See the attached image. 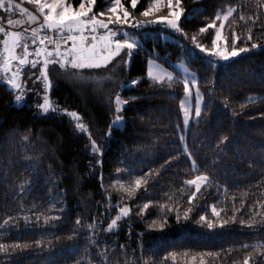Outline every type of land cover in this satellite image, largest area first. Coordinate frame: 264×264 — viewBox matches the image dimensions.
Masks as SVG:
<instances>
[{"label": "trees", "instance_id": "trees-1", "mask_svg": "<svg viewBox=\"0 0 264 264\" xmlns=\"http://www.w3.org/2000/svg\"><path fill=\"white\" fill-rule=\"evenodd\" d=\"M147 2L141 0L136 10L142 11ZM109 3L110 0H97L96 8L98 10ZM238 3L242 0H183L188 20L182 21L181 26L191 37L214 18L217 10ZM194 8L199 10L195 17L191 15ZM244 11L251 15L257 9L249 3L244 6ZM241 25L237 18V24L231 27L243 35ZM227 27L225 35H229ZM253 36L262 44L260 49L219 64L215 69L211 68L206 57L196 51L191 40H185L180 34L176 41L164 42L160 35L144 39L142 50L137 51L130 65L119 72L118 83L106 84L101 93L95 92L89 83L65 78L50 68L54 81L51 99L61 108L76 111L83 117L93 138L101 145L102 156L92 153L87 135L76 130L69 117L40 114L36 104L42 102L43 92L27 93L25 103L18 106L14 102L15 93L0 81V224L9 216L31 217L34 213L47 212L56 198L61 201L57 207L65 209L63 213H49L62 217L60 221L53 222L55 226H45L43 222L26 226L20 219L7 231L0 228V243L51 241V247L41 249L34 246L14 252L10 257L0 256V264H75L76 260L83 264V249L88 241L81 234L72 240L67 238L73 235L75 220L81 219L82 224L92 223L93 219L104 221L101 228H106L117 210H106L105 189L115 205L123 194L109 187L110 183H114L118 176L127 181L149 171L153 172V178L147 192L141 189L134 199L121 202L132 208V214L120 222L119 231H100L96 236L102 246L115 247L110 256L112 264H123L122 252L125 250L129 260L141 255L144 259L155 255L157 264L160 257L171 252L177 253L175 264H200V256L195 261L192 256L220 252L222 259L204 256L206 264H233L234 261L241 262L248 251L242 249L243 244L252 245L258 240L264 242V231L250 230L239 223H230L215 230L196 223L200 215L212 219L210 206L213 204L218 209L227 207L229 211L227 215L222 213V218L230 217L233 196L236 197V209L242 207V199L246 201L243 211L237 214V221L248 218L250 206L256 199L264 200L261 195L264 192V34L256 27ZM212 38V30L197 36L201 44L209 46ZM149 59H156L171 70L174 63L185 60L197 73L205 103L212 105L204 109L199 124L193 119L189 127L182 126V112L178 106L179 99L183 97L182 86L173 85V89L152 86L146 77ZM212 77H215L214 85L210 83ZM137 79L140 83L132 85V81ZM28 86H32L31 81H28ZM117 91L125 99H139L125 106L124 127L113 128L108 137L111 112L104 97ZM248 97H254L256 102L249 103ZM225 99L229 102L228 108L223 106ZM241 104H246V107L242 109ZM233 110L239 114L233 115ZM23 135L30 137L26 144L22 140ZM181 135L187 138L188 150L197 165L216 182L207 189L202 188L192 205L187 200L193 189L184 181L194 178L196 173L190 170L191 161L187 156L181 155ZM225 135L228 141L220 144V138ZM173 156L179 159L173 160ZM165 160H171V164L162 169L160 166ZM28 165L34 166V171ZM117 169L130 170L131 176L128 171L117 173ZM156 172H159L158 176ZM49 178L52 183H49ZM25 180L31 183L21 192L19 185ZM258 183L260 186L254 187ZM53 184L58 187H53ZM225 187L228 189L227 203L220 204L225 196ZM181 188L183 193L179 191ZM245 190H249L246 197L242 196ZM164 193H169L172 201ZM149 201L175 204L180 207L181 216L190 206L194 211L188 221L182 218L177 223L172 213L167 216L168 223L163 230L151 229L148 225L158 219L159 209L150 207L143 218L136 215L137 205ZM120 245H124V249ZM228 249H233L230 255L225 251ZM92 252H96L95 246H92ZM183 253H188L187 257ZM93 264H99L98 257L93 258ZM137 264H141L138 259ZM168 264L172 261L169 260Z\"/></svg>", "mask_w": 264, "mask_h": 264}, {"label": "snow or ice", "instance_id": "snow-or-ice-1", "mask_svg": "<svg viewBox=\"0 0 264 264\" xmlns=\"http://www.w3.org/2000/svg\"><path fill=\"white\" fill-rule=\"evenodd\" d=\"M32 5L35 11H29L26 7H21L15 0H0V12L5 15L0 16V80L12 92L15 93L14 102L22 103L26 99L29 92H43L42 102H37V109L43 114H63L74 122L75 129L82 134H86L89 140L92 153L103 155L101 145L93 138L92 132L89 130L87 123L83 117L76 111H70L61 108L55 104L50 97L54 81L50 75V68L61 73L65 78H71L77 81L89 83L93 86V90L97 93L103 92L106 84L118 83L117 77L119 72L127 66L133 55L142 50L144 37L139 34V30L148 25H161L164 30H172L180 34L185 40L190 39L195 49L206 54L208 57H214L219 61H231L241 57L242 54L250 53L253 49H260L262 44L254 40V28L259 27L264 34V0H242V3L236 5L229 4L216 11L213 19L208 21L205 26L198 29L197 34L188 36L181 24L187 22L188 16L183 6V0H148L146 6L139 13V19L134 10L141 5V0H110L109 5L104 10L94 11L97 0H77V3L71 0H26ZM253 3L257 11L251 15L246 14L244 6ZM19 12L23 19H13L12 15ZM199 14L198 9H193L191 15ZM6 18L7 27L4 25ZM242 22L243 35L239 34L232 25ZM219 22V23H217ZM28 25L29 27H23ZM37 25L36 27H31ZM229 35H225L226 31ZM19 28L20 30H13ZM213 31V38L210 40V46L201 44L197 36ZM167 37H165L166 39ZM251 42L250 47L247 46ZM212 69L217 65L210 61ZM177 67L182 69L181 76L175 75L168 71L162 65L156 62V59H149L147 62L146 77L152 82V86L160 89H173V85H181L183 97L179 99L178 106L182 112V126L187 127L190 121L195 119L196 124L200 123L202 112L206 108H210L211 103H205V96L200 91V80L195 73L189 72L187 67L180 63ZM26 77V79H25ZM207 79V78H206ZM31 81V87L28 86ZM140 80H133L132 84L136 85ZM210 83L214 85L215 77H212ZM195 97V106L192 105V98ZM139 99V97L123 98L119 91L108 93L104 97L105 103L111 112V122L108 126L106 135L111 136L115 127L123 126L125 123V106L130 101ZM249 103H255L254 97H248ZM224 108L229 107L227 99L223 101ZM243 109L246 104H241ZM233 110V115H238ZM181 127V125H177ZM228 136L220 138V144L228 141ZM22 140L29 142L30 137L23 135ZM183 144L181 155L187 156L191 161V171L196 173L194 178L187 179L184 184L193 189L188 196L187 203L192 205L196 200V194L201 189H207L216 183L213 178L206 172L202 171L197 165L196 160L192 157V152L188 150L187 138L180 136ZM219 148L220 145L218 144ZM222 152L223 149L220 148ZM173 160L179 159L173 156ZM102 163V161H97ZM264 162V161H262ZM215 164V161H212ZM171 164V160H165L161 164V168H165ZM29 169L34 171V166L28 165ZM207 167V166H205ZM130 170L117 169V173ZM159 175V172H156ZM153 178V172L141 173L127 181L119 177L114 183H110L109 187L116 189L122 193L120 201L115 205L111 202V194L105 189L107 203L105 208L111 211L115 208L116 215L110 219L106 228H101L104 221L93 219L92 223H83L77 218L74 222L73 235L68 236L69 240L75 238L77 234H81L88 241L83 249L85 256L83 264H93V258H99V264H112L110 259L111 253L115 252V247L109 248L108 245L97 241L96 236L100 231L107 233H115L119 231L120 222L130 217L132 208L126 203H121L125 199H134L137 192L143 189L147 192L150 179ZM103 177L101 176V187H103ZM31 181L25 180L19 185V189L23 192L26 185ZM49 183H52L49 178ZM259 183L254 187H259ZM53 187L58 185L53 184ZM183 193V188L179 189ZM228 189L224 188L225 196L219 201L220 204L227 203ZM169 201L173 197L169 193H164ZM249 190L242 192V196H248ZM264 196V192L261 193ZM236 197H232L233 211L232 215L227 219L222 218V213L227 215L229 209L227 207L217 208L215 204L211 205L212 219L207 215H200L196 220L197 224L206 226L208 229L215 230L217 227L224 228L228 224L239 223L246 226L250 230L264 231V200L256 199L250 206L248 218H241L237 221V214L243 211L245 200H241L242 207L235 208ZM61 201L56 198L51 203L47 212L34 213L33 216L25 215L23 217L9 216L0 224V228L5 231L9 227L15 226L23 219L26 226L40 224L43 222L45 226H55L53 222L60 221V215H51V212L63 213V207H57ZM154 207L159 209L158 219L152 220L148 227L151 229L163 230L167 225V216L174 213L177 223L183 218L188 221L191 218L193 207H188L183 211L181 216L180 207L170 203H160L159 201H149L143 205H137L138 211L136 215L143 218L145 212ZM31 211V209H30ZM259 217V219H257ZM260 226L257 229V226ZM129 235L131 232L129 231ZM142 235V234H141ZM59 239V238H58ZM37 247L43 249L45 246L51 247V241L43 239L36 240L32 243H0V256L10 257L14 252L24 251L26 249ZM92 246H95L96 252L93 254ZM124 249V245L119 246ZM242 249L248 250L241 262H233V264H264V242L257 241L255 244H243ZM142 251V249H141ZM229 255L233 249L225 250ZM124 257L123 264H137V259L141 264H157L155 255L144 259L143 255L139 258L129 260L127 250L122 252ZM187 257L188 253H183ZM200 256V264H206L203 257L208 256L216 259H222L220 252L203 253L192 256L195 261ZM177 253L171 252L166 256L159 258V264H168L171 260L175 264ZM114 259V257H113ZM75 264H82L81 260H76Z\"/></svg>", "mask_w": 264, "mask_h": 264}, {"label": "rangeland", "instance_id": "rangeland-1", "mask_svg": "<svg viewBox=\"0 0 264 264\" xmlns=\"http://www.w3.org/2000/svg\"><path fill=\"white\" fill-rule=\"evenodd\" d=\"M15 2L16 3H18V4H20L21 5V7H26V8H28L29 9V11H35V9H34V7L32 6V5H30V4H28L27 2H26V0H15ZM71 2H73V3H75V1L74 0H71ZM97 5V4H96ZM107 6H105V7H103V8H100V9H98V10H104L105 8H106ZM94 11H97V8H96V6L94 7ZM141 11H138V10H134V13L136 14V16L139 18V19H143V17H140L139 16V13H140ZM5 14L3 13V12H0V16H4ZM12 18L13 19H23V17H21L20 16V14H19V12H15V13H13V15H12ZM217 23H219V22H217ZM4 25L7 27V24H6V18H5V20H4ZM37 25H32L31 27H36ZM23 27H29L28 25H24ZM19 28H17V29H13V30H18ZM139 34H142L143 35V37H144V39H151V38H153V37H155V36H157V35H160V37H161V39L164 41V42H166V41H176L177 40V38H176V36L178 35V33H175V32H173L172 30H164L163 29V26H161V25H148L147 27H145V28H143V29H140L139 30ZM165 37H167L166 39H165ZM198 53H200L202 56H204V57H206L209 61H212L213 63H215L216 65H219V64H222V63H228V62H231V61H233V60H235V59H237V58H235V59H233V60H231V61H219V60H216L214 57H208L206 54H204V53H201V52H199V50L197 49L196 50ZM243 55H245V54H242L241 56H243ZM239 58V57H238ZM131 60H132V58H131ZM131 60H130V62L127 64V66H129L130 65V63H131ZM157 62V61H156ZM158 63V62H157ZM180 63H183L186 67H187V69H188V71L189 72H192V73H195L196 75H197V73L196 72H194L189 66H188V64H187V62L185 61V60H181V61H178V62H176V63H174L173 64V66H174V69L173 70H171V69H167V68H165V69H167L168 71H170V72H173L175 75H177V76H181V74H182V69L181 68H179V67H177V65L178 64H180ZM159 64V63H158ZM161 65V64H160ZM198 77V76H197ZM0 81H2L3 82V80H0ZM133 85V84H132ZM25 101H26V99L22 102V103H20V104H16V105H18V106H21V105H23L24 103H25ZM195 103H196V101H195V97L193 96V98H192V105H193V107L195 106ZM40 114L42 115V116H47L48 114H43L42 112H40ZM193 121V120H192ZM192 121H190V124L192 123ZM125 124V123H124ZM124 124H123V126H120V127H115V128H123L124 127ZM190 124L187 126V127H189L190 126Z\"/></svg>", "mask_w": 264, "mask_h": 264}, {"label": "built area", "instance_id": "built-area-1", "mask_svg": "<svg viewBox=\"0 0 264 264\" xmlns=\"http://www.w3.org/2000/svg\"><path fill=\"white\" fill-rule=\"evenodd\" d=\"M18 30H20V29H18Z\"/></svg>", "mask_w": 264, "mask_h": 264}]
</instances>
